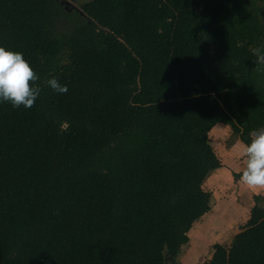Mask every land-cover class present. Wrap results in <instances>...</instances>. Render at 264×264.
Segmentation results:
<instances>
[{
	"label": "trees",
	"instance_id": "obj_1",
	"mask_svg": "<svg viewBox=\"0 0 264 264\" xmlns=\"http://www.w3.org/2000/svg\"><path fill=\"white\" fill-rule=\"evenodd\" d=\"M0 0L39 79L0 102V264H166L209 209V132L264 127L256 0ZM55 77L67 92L46 81ZM237 176V174H236ZM200 264H264V199Z\"/></svg>",
	"mask_w": 264,
	"mask_h": 264
},
{
	"label": "rangeland",
	"instance_id": "obj_2",
	"mask_svg": "<svg viewBox=\"0 0 264 264\" xmlns=\"http://www.w3.org/2000/svg\"><path fill=\"white\" fill-rule=\"evenodd\" d=\"M86 1L89 0H65L64 6L68 10L80 9V6ZM256 1L257 4L263 8L264 18V1ZM222 127L224 128V131H220L217 134L214 133V130H211V132H209L211 133V136L209 134V139L213 146L216 145L214 146L216 154L220 157L223 164L220 172L221 176L224 175L222 182L225 184L209 182L207 177L204 179L202 187L209 194V209L193 223L187 233L189 235V240L181 247L177 258L166 264H200L204 260L210 258L213 243L219 242L228 247L234 235L245 226L249 217V211L256 202L255 197L260 196L262 199V196L264 195V188H249L244 185L239 178H236L241 174V170L244 168V161L237 155V153L234 157L229 156V149L237 140V135L232 132L230 126L222 124ZM235 160L236 162H239V164L236 163ZM237 164L240 165L239 168H237ZM230 170L232 172V178L231 174L229 175ZM237 171H239V174L236 176ZM227 174L228 181L226 182ZM224 197L229 199L225 204L228 205L229 211L231 215L234 216V219L231 225H229L230 216L226 217L227 214L222 215L220 213L217 219L221 223V227H219L217 225L215 213H217V208L221 202H218L219 204L217 207L215 204L219 201V198L222 199ZM215 209L216 212H214ZM204 226L207 229L205 230L204 228V231H202ZM228 229L230 230L228 231ZM223 230L225 232H223ZM203 237H205V241L201 240Z\"/></svg>",
	"mask_w": 264,
	"mask_h": 264
},
{
	"label": "clouds",
	"instance_id": "obj_3",
	"mask_svg": "<svg viewBox=\"0 0 264 264\" xmlns=\"http://www.w3.org/2000/svg\"><path fill=\"white\" fill-rule=\"evenodd\" d=\"M260 65H264V51L253 50ZM260 70H264L261 68ZM39 79L33 68L20 52L6 50L0 46V102H8L13 108H30L40 94V87L34 83ZM47 85L58 93L67 92L55 77L46 81ZM250 141L239 146L237 155L243 159L244 168L240 181L249 188H264V127L249 133Z\"/></svg>",
	"mask_w": 264,
	"mask_h": 264
},
{
	"label": "crops",
	"instance_id": "obj_4",
	"mask_svg": "<svg viewBox=\"0 0 264 264\" xmlns=\"http://www.w3.org/2000/svg\"><path fill=\"white\" fill-rule=\"evenodd\" d=\"M264 1V0H263ZM221 122H219V123H216L212 128H211V130L213 131L214 130V133L215 134H217V133H219L220 131H224V128L222 127V124L223 123H221ZM226 125V124H225ZM211 130H210V132H211ZM232 130V129H231ZM210 134V136H211V133H209ZM243 142L238 138V136H237V140L231 145V147H230V149H229V156L230 157H234L235 156V154L238 152V150H239V146L242 144ZM212 145V144H211ZM214 146H216V145H214ZM213 145H212V147H213V149H214V151H215V147H214ZM232 149V150H231ZM216 152V151H215ZM219 157V156H218ZM219 159H220V157H219ZM221 161V160H220ZM235 162H236V160H235ZM236 163H238L239 164V162H236ZM234 164V163H233ZM237 164V168H239V166L240 165H238ZM223 164H222V162H221V165H220V167H218V168H215V169H213V170H211L209 173H208V175L206 176L207 177V179L209 180V182H215V183H219V184H225V183H223L222 182V180H223V176L224 175H222L221 176V172H220V169H221V166H222ZM244 165V164H243ZM242 171V170H241ZM240 171V172H241ZM226 174V173H225ZM231 174V178H232V172H231V170H230V173H229V175ZM236 174H239V171H237L236 172ZM240 177V175L239 176H237L236 178H239ZM231 180H233V179H231ZM228 181V174L226 175V182ZM240 182V181H239ZM232 188V187H231ZM254 189V188H253ZM256 189V188H255ZM236 190V189H235ZM264 190V189H263ZM264 196V195H263ZM263 196H262V198H263ZM264 199V198H263ZM229 199H226L225 197L224 198H222V199H220L219 198V201H217L216 202V204H215V206L217 207V205L219 204L218 202H221L220 203V205H219V207L217 208V213H215V217H216V221H217V225L219 226V227H221V223H220V221L219 220H217L218 219V215L221 213L222 215H225V214H227L226 215V217H228V216H230V219H229V225H231V223L233 222V219H234V216L233 215H231V213H230V211H229V207H228V205H226L225 204V202L226 201H228ZM233 200V199H232ZM220 207H221V209H220ZM220 209V210H219ZM238 209V208H237ZM214 212H216V209L214 210ZM250 212V211H249ZM249 212H247V213H249ZM204 228H205V230L207 229L205 226L203 227V230L202 231H204ZM230 229H228V231H229ZM227 231V232H228ZM223 232H225L224 230H223ZM198 239V238H197ZM205 239V237H203V238H201V240H204ZM205 241V240H204Z\"/></svg>",
	"mask_w": 264,
	"mask_h": 264
}]
</instances>
